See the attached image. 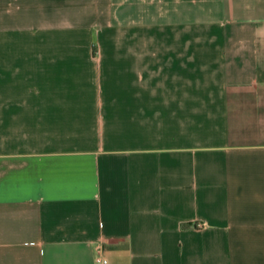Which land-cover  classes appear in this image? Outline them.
<instances>
[{
  "label": "crops",
  "instance_id": "1",
  "mask_svg": "<svg viewBox=\"0 0 264 264\" xmlns=\"http://www.w3.org/2000/svg\"><path fill=\"white\" fill-rule=\"evenodd\" d=\"M0 264H264V0H0Z\"/></svg>",
  "mask_w": 264,
  "mask_h": 264
},
{
  "label": "built area",
  "instance_id": "2",
  "mask_svg": "<svg viewBox=\"0 0 264 264\" xmlns=\"http://www.w3.org/2000/svg\"><path fill=\"white\" fill-rule=\"evenodd\" d=\"M95 261L98 263H106L107 259L100 254V250L98 249V252L95 255Z\"/></svg>",
  "mask_w": 264,
  "mask_h": 264
}]
</instances>
